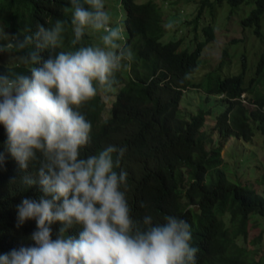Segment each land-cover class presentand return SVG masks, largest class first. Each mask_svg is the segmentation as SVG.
Returning a JSON list of instances; mask_svg holds the SVG:
<instances>
[{
  "label": "trees",
  "instance_id": "1",
  "mask_svg": "<svg viewBox=\"0 0 264 264\" xmlns=\"http://www.w3.org/2000/svg\"><path fill=\"white\" fill-rule=\"evenodd\" d=\"M226 1L232 9L243 6L239 16L241 28L251 27L260 39H255V69L248 79L244 78L245 52L241 56V70L220 73L225 55L229 54L226 47L218 64L200 80L190 77L206 55H202L203 45L215 36L213 21L224 0H199L197 13L190 21L196 27L205 8L209 17L208 22L201 24L202 38L195 37L191 47L181 46L182 36L161 40L163 11L157 0H118L124 28L120 43L131 49L133 59L122 62L114 73L111 91L105 92L97 85V95L78 109L92 125L91 142L81 149L80 155L96 154L109 145L126 147L114 170L128 173L126 198L131 216L142 228L147 227L143 225L145 216L152 217L153 225L165 223V216L186 220L192 236L190 244L198 249L195 264H264V253H257L247 244L249 220L264 214V194L247 182L229 177L220 154L230 136L248 143L264 136V86L260 87L264 85V0ZM71 18V0H0V45L17 36L23 39L33 35L38 25L51 27L61 20L66 22L62 47L44 51L43 55L73 50ZM102 34L86 29L81 44H100ZM244 37L245 34L231 41ZM29 50H34V44L24 52ZM24 52L10 53L19 56ZM2 54L0 73L8 69L27 72L26 67L17 66V61L3 62ZM188 86L202 87L206 98L214 95L222 105L208 131L202 128L206 109L199 107L189 116L179 109L183 89ZM242 92L246 101L240 97ZM6 139L0 124V153L6 156L0 166V255L36 246L31 239L37 230L36 222L32 219L18 225L17 205L24 198L39 199L41 194L38 183L29 187L21 182L24 175H33L38 165L31 163L27 173L20 170L6 151ZM249 155L246 152L240 161L244 162ZM258 175V180L264 182V168ZM50 227L52 239H56L61 225L57 222ZM81 230L74 225L66 235L78 238ZM260 236L252 239L251 244L258 243Z\"/></svg>",
  "mask_w": 264,
  "mask_h": 264
},
{
  "label": "clouds",
  "instance_id": "2",
  "mask_svg": "<svg viewBox=\"0 0 264 264\" xmlns=\"http://www.w3.org/2000/svg\"><path fill=\"white\" fill-rule=\"evenodd\" d=\"M71 5L73 50L43 55L62 47L66 22L61 20L0 45L5 53L34 44V50L17 57V66L27 72L0 73V124L6 151L20 170L27 173L31 163L38 165L21 182L38 183L41 192L39 199L24 198L17 205L18 225L36 222L31 235L36 246L0 255V264H195L198 249L190 244L186 220L165 216V223L153 225L145 216L142 228L131 216L128 173L114 170L126 147L109 145L80 155L91 142L92 125L78 109L97 95V85L111 91L114 73L133 53L120 43L122 28L111 26L103 0H71ZM86 29L102 32L101 43L82 45ZM240 97L246 101L245 92ZM5 160L0 153V166ZM57 222L61 227L52 239L50 226ZM74 225L82 229L78 238L66 235Z\"/></svg>",
  "mask_w": 264,
  "mask_h": 264
},
{
  "label": "rangeland",
  "instance_id": "3",
  "mask_svg": "<svg viewBox=\"0 0 264 264\" xmlns=\"http://www.w3.org/2000/svg\"><path fill=\"white\" fill-rule=\"evenodd\" d=\"M164 1L165 0H157L162 7L163 24L165 27L161 40L166 41L182 36L181 46H193L195 37L198 39L202 38L200 27L202 23L208 22V8L204 9L195 27L194 21H190V19L197 13L199 0H174L175 3H165ZM103 3L106 11L111 17V26L121 27L122 33H124L122 11L118 0H103ZM241 8L235 7L232 9L226 0L217 7V13L213 21L215 36L212 40L203 45L202 55H206L202 58L203 61L199 62L194 70L191 71V79L198 80L208 69L216 66L223 54L224 47H226L227 52L230 54L225 55V60L230 61V66L226 65L225 61L223 68L219 70L221 74H227L228 72L232 73L238 71V69L241 70V56L243 52H245L247 56L244 78L248 79L252 74V70L255 69V63L253 65L252 63L257 57L254 51L258 43L255 40L257 38L252 33L251 27H246L245 30H243L240 26L239 16L243 14ZM231 9L233 10L232 13ZM249 10L250 8H248L245 13H248ZM169 23L173 24L172 28L166 27ZM244 34L245 37L243 39L234 43L231 41L234 37L242 38ZM229 56L231 58H229ZM17 57V55L10 52H5L2 54L1 60L6 63H12L17 61ZM225 65L227 67H225ZM263 86L264 85L260 84V87ZM201 88L202 87L188 86L183 89L179 102V109L186 116L196 112L199 107L206 109V120L202 128L208 131L211 128L214 114L222 109V105L218 100H215L214 95H210L209 98H206ZM212 135L216 138V132L214 130L212 131ZM246 152H249L251 155L246 157L244 162L240 161ZM220 154L223 157L222 167L229 177L247 182L257 191L264 194V182L258 180V174L264 168V136H258L249 143L241 138L230 136L224 142ZM237 160L240 161L239 166H236L238 164ZM254 218L256 220H253ZM259 234H261L259 242L251 244V240ZM247 244L250 248H255L257 253H264V214L258 215L257 217L252 216L249 220L247 226Z\"/></svg>",
  "mask_w": 264,
  "mask_h": 264
}]
</instances>
